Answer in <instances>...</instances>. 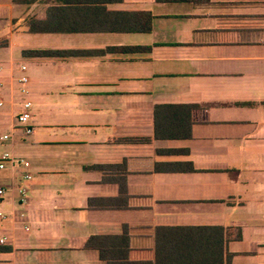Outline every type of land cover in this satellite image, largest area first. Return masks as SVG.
<instances>
[{
  "label": "crops",
  "instance_id": "obj_1",
  "mask_svg": "<svg viewBox=\"0 0 264 264\" xmlns=\"http://www.w3.org/2000/svg\"><path fill=\"white\" fill-rule=\"evenodd\" d=\"M86 1L0 0V264H264V0Z\"/></svg>",
  "mask_w": 264,
  "mask_h": 264
},
{
  "label": "trees",
  "instance_id": "obj_2",
  "mask_svg": "<svg viewBox=\"0 0 264 264\" xmlns=\"http://www.w3.org/2000/svg\"><path fill=\"white\" fill-rule=\"evenodd\" d=\"M122 0H96L78 2V4H95L120 2ZM159 3L192 2L202 3L205 0H156ZM77 3V2H76ZM138 21L129 31L151 32L153 16L151 13H140ZM40 54V53H34ZM47 54V53H44ZM51 54V53H50ZM223 229L220 228H161L159 236L165 237L169 245L164 256L160 255V264H224ZM161 243V241H160ZM170 252H173L172 254Z\"/></svg>",
  "mask_w": 264,
  "mask_h": 264
},
{
  "label": "built area",
  "instance_id": "obj_3",
  "mask_svg": "<svg viewBox=\"0 0 264 264\" xmlns=\"http://www.w3.org/2000/svg\"><path fill=\"white\" fill-rule=\"evenodd\" d=\"M21 81L25 83L26 79H22ZM2 105H3V102L0 98V107H2ZM31 109H32L31 103H26L23 107L22 113L19 114V116L16 119V129L23 131L25 135H32L34 133V128L31 124V120H32ZM8 138H9L8 136L5 137L6 140ZM9 164H12L13 166L24 167V168L30 167V163L27 161L16 162L15 160L10 159L8 156H4L0 160V173L6 170ZM25 177L27 179H31V176L28 174ZM3 195H4V190H0V197H2Z\"/></svg>",
  "mask_w": 264,
  "mask_h": 264
},
{
  "label": "rangeland",
  "instance_id": "obj_4",
  "mask_svg": "<svg viewBox=\"0 0 264 264\" xmlns=\"http://www.w3.org/2000/svg\"><path fill=\"white\" fill-rule=\"evenodd\" d=\"M0 152H1V148H0Z\"/></svg>",
  "mask_w": 264,
  "mask_h": 264
}]
</instances>
